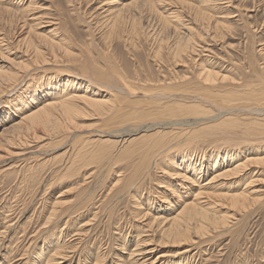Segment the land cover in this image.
Listing matches in <instances>:
<instances>
[{
  "label": "bare ground",
  "instance_id": "bare-ground-1",
  "mask_svg": "<svg viewBox=\"0 0 264 264\" xmlns=\"http://www.w3.org/2000/svg\"><path fill=\"white\" fill-rule=\"evenodd\" d=\"M69 1L71 2L72 6L75 8L76 7V0H69ZM132 1H134V0H132ZM153 1H151V3H150V5L152 4L151 5L152 8L155 7L153 4H155V5L158 4V3H156L157 0L155 3H153ZM208 1H210V0H207V2ZM143 2L149 3L148 0H147V2L146 1H143ZM143 2L141 3L142 7H145L146 5L143 6ZM201 2H202V0H201ZM37 3H39V2H37ZM203 3H205V5H207L206 2L203 1ZM126 4H128V3H126ZM133 4L134 3L132 2V5ZM108 5H109V3H108ZM136 5H139V4H136ZM183 5H185V4H183ZM202 5L205 6L204 4H201V6ZM39 6H40V4H39ZM134 6H135V4L133 5V7ZM190 6H189V8H190ZM102 7L104 8V5H102ZM147 7H148V5H147ZM159 7H160V5H159ZM178 7H179V5H178ZM205 7L201 8V11L202 10L206 11L204 9ZM211 7H213V6H210V8ZM0 8H1V6H0ZM31 8H30V6L27 8H23L21 10L22 16L20 18H18V20H15V23H12L13 26H9L7 28L6 26H2L0 24V54L6 55V58L5 57H4L5 59L3 58L4 60H6L7 56H9L10 54H14L15 57H17L18 59H21L19 61H16L12 58L15 62H12L11 67L9 66L10 67L9 71H5L3 69H2L3 70L2 71L0 68V101H2V102H4L5 100H11L12 101V100H14L13 99L14 96L17 95L16 98L21 97V99L19 100V103L23 106L21 108L22 112L19 115V117L11 120L8 123L9 126H7L5 124L4 125L5 128L3 126V129L2 130L0 129V152H3L5 154V150H9V149H16L18 152H20V149H23L21 147L28 145V144L30 145L31 139H30V142L28 141L30 137H32L35 141H41L44 139L46 140L44 135H46L48 137L50 135V137L52 138L53 136H51V133H54V135L58 134V136L66 135V138H68L67 137L68 134L74 133L76 131L78 132V130L80 131V127L84 125V124L79 125L80 123L78 122V118L85 116L86 120H87V116L90 117V115L94 114L93 117H95V115H97V117H99L102 121V122L100 121L99 126H101V123H103L102 129H100V128H99V130L97 129V131L101 132V133L96 134L97 136L99 135L98 139H95V138H85L84 139V137H82V140L85 142V145L87 144V145H90L92 147V148H88L86 145V147L88 148L87 151H90L93 149L95 152V150H97L96 151L97 156L100 155L101 158H103V159L107 158L108 160H110V163L114 167H111V165L109 164L110 165L109 171L113 170L115 167H117L118 163H122V162L130 163V162H132V160L134 162V165H132V170L130 171L128 168V170L130 171L129 174H125L123 172L118 173V175H117L118 181H117V183L114 184V186L112 188V191H114V192L116 191L115 192L116 194L120 193V192L128 193L130 191L137 192L139 190V188L142 187V186H139L140 183L145 179V177H147L149 175V172L151 169L154 171L153 168L160 169L161 172L164 173L163 175H166V177H170V180L167 179L166 181L165 180L161 181L163 183L164 182L166 183V188L168 189V191H170L169 192L170 194H172V192L174 193L175 189L177 190V188L180 190L182 189L181 191H183V194H190V192H188V190H186V192H184V190H183L184 188H189L187 185H190V190L196 188L195 189L196 191H194L192 193V195L190 196V198L192 197V201L191 200L182 201L181 195L177 194L178 196L176 197V205H179L180 208L173 207L171 210H166V212H171V213H168V214L166 213L165 215L162 214V212H159L158 214H152L151 211H153L154 209L151 206L147 207V208L145 207L146 208L145 209V208H143V206L141 204H136V206H138V207H136V211L133 212L134 213V219L135 220L142 219L141 220L142 222L140 221L139 222L140 224L139 223L136 224L137 225L136 226L137 232H138L137 237H139V238L136 239L135 250L132 253H130L131 254L130 256L133 255V257H134L133 261L131 260V264H157L161 260L167 261V264H168L170 262H175V261L170 259L174 255L178 258V261L183 259L185 264H191L192 260L193 259L195 260L196 254H198L200 252L211 251L214 246L216 249L217 245H215V244L220 242V240L222 238L228 237V236L230 237V240H231L230 245H231V247H233L238 242L240 236L242 235V232L246 229L247 219L248 218L250 219V217H249L250 214L253 213V210L255 211V209H254L255 206L259 205L262 207L264 205V198H262V196L260 195V192H259L261 190H259L260 188L258 189L256 187V185L258 184L257 182H259L260 179L252 180L254 177H257L258 175L263 174V171L260 168L261 164L264 163V156H261V153H262L261 148L258 146H254L253 148H250V149L247 148L248 149L247 151H249V152L247 154L243 155L240 159L239 158L236 159L232 163H231V161H228L229 158H231L230 151L228 153L226 152V150L222 151V152L217 151L216 154L214 156H212L210 160L212 161L215 158V161L217 160V162H216V164H217L223 159V165L222 164L219 165L221 168L220 172L215 173L210 178H203V176H205L208 173V168L211 166V162L206 163L205 165H204V162L203 163H197L199 160V157L197 156V153H195L194 150L193 151L189 150L190 153L188 155L187 154L182 155V161L181 162H176L175 161V153H176V148H177L176 145H178V146L184 145V146L189 147L190 144H194L196 139L199 138V136L201 135L200 134L201 131L206 130L204 128H202L203 130H201V129L196 130L194 128L195 131H191L193 128L189 130V127L194 125V123H196L198 121L197 119L200 116H202L203 114H206V115L208 113L211 114L210 111L207 110V108H206L207 106L205 107V105H204V104H207V105L209 104L210 106H214V108L216 107V110H218L217 111L218 114L216 115V112H215L214 116H211L212 115L211 114L210 117L206 118L209 122L216 121L213 124L206 125L207 128L220 127L218 130L213 131V132H221L222 135L225 136V135L231 133L230 131L237 125V123L239 124V122H241L240 118L233 116L234 112H236V110L241 111L243 113L247 112V114H248L247 120L250 123L248 124V126L246 128V132L248 134L249 133L255 134V137L258 140V142H260L262 144V146H264V76L258 75V78L256 80L252 79L253 81L252 80L248 81V82H246V84H243V85L241 83H239L238 81H236V82L233 81V82H230L226 85V84H223V82H227V79H228L226 74L224 75V73H223V75L220 74L221 76H219V74H218L219 72H215L214 70L208 68L207 66H205L201 63V64H198L197 66L193 64L194 66H196V68H193L192 70H190L191 67H190V69L188 68L189 65L187 66V69H189V71H187V69H186V71L189 72L191 75L187 74L185 76L179 77L180 74L182 75V73H184V72L181 73V71H180V74H178L179 72L177 73L178 76L171 77L174 81H178V82H173V80L169 77L170 78L169 81H167V79L164 80V82H165L164 85H161L162 83H160L162 78H159V80L161 79L160 81L158 80L159 82L158 81L155 82L156 85L148 83V81L146 82L144 79H140L142 81L138 80L142 83L137 85L135 83V80H137L138 78L136 79V75L134 77L135 73L130 74L131 76L133 75L132 80H133V78H135L133 80L134 83L136 84L135 85L132 83L131 80L130 81L128 80L129 78L125 77V73H126L125 71L126 70L123 71V69H121L120 67H117L113 63L105 64L106 66H104V67L99 66L100 65L99 63H98L99 65H98L97 63L94 62V60H96V59L93 60L88 56L90 54L89 52H87L89 54H86V53L84 54V51L82 50L83 52L81 51L80 54H84L86 56V58L81 60V62L77 63V61H78L77 58L80 55L77 52V49L79 50V48L76 49L75 43H73V41L70 40L65 35H61V34L58 35V33H59L58 32V25L60 22L59 17L53 16V15H48L46 12H43L41 10L35 11V9H34L35 7L32 9ZM125 8H126V5H125ZM130 8H132V7H130V5H129L128 9H130ZM36 9H37V7H36ZM115 9H117V8H115ZM141 9H139V7H138V10H141ZM43 10H44V8H43ZM179 10H181V8L178 9L177 11L173 10L168 15H165L163 10H162L161 13H163V15L161 17L163 20L161 19L162 20L161 22L162 23L164 22L165 24L169 25L172 23V21L175 22V21L179 20V18L181 16V15H179V13H180ZM211 10H213V8H211ZM201 11L200 10L198 11L199 14L201 15L199 17V19L208 17L206 15V13L201 12ZM106 12H108V10ZM116 12H115V14H116ZM123 12H118V13L120 14ZM9 13L12 16H16L14 11L13 12L10 11ZM143 13H144V11H143ZM143 13H142V15H144ZM191 13H193V12H191ZM106 14H108V13H106ZM115 14H113L115 17L113 19H111L112 15L109 16V18L111 17L110 18L111 19V21H110L111 26L109 24V27H107V28H110L112 33L116 32L118 30L117 32L119 34V31L121 30L120 28H122L121 25H123V24H121L119 22V18H120V16L118 17L119 14H116L117 16H115ZM133 14H136V13L133 12ZM139 14H140V12H139ZM152 14H155V13L152 12ZM156 14L153 15V17L157 16ZM217 14L218 13L216 12V15ZM126 15L125 16L123 15V16L126 17ZM128 15L132 16V14H128ZM194 15H195V12H194ZM91 16H93V15H91ZM97 16L100 17L99 13ZM107 16L108 15H106V17ZM131 16H129V17H131ZM159 16H160V14H158V17ZM6 17H7V15H6ZM86 17H87V15H86ZM121 17H122V15H121ZM124 17L122 19H125ZM212 17H214V16L212 15ZM4 18H3V24H4V20L8 19V18H5V19ZM136 18H135V20H137ZM196 18H198V17L196 16ZM0 19H2V18H0ZM11 19L12 18L9 17L8 22H9V20L11 21ZM219 19H220V17H219ZM12 20L14 22V18ZM125 20L130 21L128 19V16L126 17ZM133 20H134V18H133ZM138 20H140V19H138ZM181 20H183V19H181ZM194 20H196V19H194ZM215 20L218 21V19H215ZM89 21L86 20V22H89ZM92 21H94V20L92 19ZM102 21H104V20H102ZM220 21H223V20H220ZM220 21H218V24ZM99 22H100V19H99ZM124 22H126V21H124ZM140 22L142 23V21H140ZM178 22H180V21H178ZM197 22L199 23L200 20H197ZM134 23H136V22H134ZM134 23L132 22V24H134ZM106 24H108V23H106ZM142 24L144 25V23H142ZM185 24H186V26H188L187 23H185ZM209 24H210V20H209ZM87 25H89V24H87ZM97 25L95 27H97ZM102 25H103V23L100 26H102ZM119 25H120V27H119ZM125 25H127V24H125ZM128 25H129V23H128ZM135 25L136 24H134V26ZM216 25H215V27H216ZM7 26H8V24H7ZM104 26H106V25H104ZM130 26H132V25H130ZM92 27H93V25H92ZM118 27L120 30L118 29ZM123 27H125V26L123 25ZM176 27H177V25H176ZM107 28H105V29H107ZM192 28L188 27V29H192ZM85 29L86 28H84V30ZM105 29H104V31H105ZM122 29H123L122 32L123 31L125 32L126 27H125V29L124 28H122ZM131 29H132V27H131ZM147 29L149 30V27ZM207 29H209V28H207ZM100 30L101 29H99V31ZM132 30L134 32L135 27ZM132 30H131V32H132ZM142 30H144V29L142 28ZM176 30H175V32H176ZM122 32L120 31L121 34H122ZM182 32H184V31H182ZM87 33H88V30H87ZM105 33H106V31H105ZM112 33L110 32V34H108V33L107 34H108V36L109 35L111 36ZM126 33H128L127 30H126L125 34ZM137 33H139V35L141 37L140 32L137 31ZM116 34L117 33H115V34L113 33L114 36ZM121 34H119V35H121ZM189 34H190L189 39H185V40L182 39L178 43V45L177 44L175 45V47H174L175 53L173 51H171V54H174V56L177 57L175 59H178L179 61H183V63H186V64H187V62L184 59L185 57H188L187 60L193 61V63H195L197 60L193 56V54L195 52H197L196 46L198 44L196 46H195L196 43L194 45H192V41L196 40L195 39L196 36L192 30H189ZM189 34H188V36H189ZM198 34L200 35L201 33H198ZM93 35H95V34H92V36ZM113 35H112V37H113ZM123 35H124V33L122 34V36ZM161 35H162V33H161ZM161 35L159 34V36H161ZM90 36L91 35L89 33V37ZM103 36H104V34H103ZM110 36L108 38H110ZM133 36L134 35H132V39H133ZM203 36L204 35L202 34V37ZM223 36H224V34H223ZM223 36H221V37H223ZM130 37H131V35H130ZM150 37H151V35H150ZM150 37L148 36V38H150ZM170 37H171V35H170ZM99 38H100V35H99ZM163 38H165V37L163 36L161 38L162 41H163ZM104 39H105V37H104ZM118 39H119V36H118ZM159 39H160V37H159ZM161 39H160V42H161ZM166 39L168 40V38H166ZM166 39H164V40H166ZM102 40H103V38H102ZM147 40L144 39L143 41L145 42ZM88 41H89V39H88ZM105 41H106V39H105ZM109 42L112 43V39L111 40L109 39ZM117 42H119V41H117ZM125 42H127V40H125ZM133 42H135V41H133ZM136 42L134 43L135 45L137 44ZM138 42H140V41H138ZM196 42H197V40H196ZM103 43H106V42H103ZM197 43H199V42H197ZM77 44L79 47V44H80L79 41ZM158 44H157V46L161 47V45H158ZM160 44H163V43H160ZM115 45H116V43H115ZM123 45H125V44H123ZM135 45L133 46V43H132L133 47H135ZM141 45L142 44H140V46ZM83 46L85 47V44ZM104 46H107V45H104ZM108 46H109V44H108ZM119 46H120V44H119ZM129 46H131V45H128V47ZM112 47H114V46H112ZM112 47H109V48H112ZM125 47L126 46H123V48H125ZM133 47H132L131 51L134 49ZM163 47H161V48H163ZM135 49H137V47H135ZM91 50H92V47H91ZM128 50H130V49H128ZM140 50H139V45H138L137 51H139V52L137 53V56L139 55V53H141L142 50L141 51ZM156 50H154V52ZM172 50H173V48H172ZM201 50L198 49V52ZM137 51H135V52H137ZM158 52H159V50H158ZM115 53H116V51H115ZM160 53H161V50H160ZM112 54H114L113 51H112ZM130 54H132V53H130ZM168 54H169V52H168ZM135 55H136V53H135ZM199 55H200V52H199ZM121 56H122V54H121ZM155 56L156 55L154 53L153 58H155ZM114 57H115V55H114ZM131 57H133V56H131ZM9 58H10V56L8 57V59ZM117 59H118V56H117ZM126 59H127V57L124 60L126 61ZM159 59L162 60L163 58L160 57ZM164 59L167 60V58H164ZM231 59H232V57H231ZM149 60H150V64H152L153 62H151V60H153V59H149ZM149 60H147V61H149ZM9 61L11 62V58ZM169 62L171 63V61H169ZM213 62H214V60H213ZM142 63L140 62V64H142ZM157 63L159 64L158 61H157ZM162 63H164V61H162ZM206 63H207V61H206ZM239 63H241V62H239ZM73 64H75V65L73 66ZM150 64L148 65V63H147L148 66H150ZM186 64L184 65L185 67H186ZM189 64H191V62ZM147 65L144 67L147 68ZM165 65L167 66L168 62H166ZM170 65H171L170 67H172V64H170ZM230 65H231V63H230ZM232 65H233V63H232ZM127 66L129 67V65H127ZM175 66H176V64H175ZM175 66H174V70H175ZM230 67H232V66H230ZM151 68L153 69V66H151ZM151 68H149V70ZM156 68H158V70H159L158 66L155 67V69ZM163 68H165V67H163ZM179 68H181V67H179ZM260 68H262V66ZM143 69H145V68H143ZM172 69H173V67H172ZM51 70H54V74L50 75V77H49L48 73L51 72ZM165 70L167 71V68H165ZM251 70H254V69H251ZM57 71H58V73L59 72L64 73V75L68 77V79L66 78L65 82L62 83L65 87L60 91L61 93H57L58 91L53 92V90H52V89L59 90L58 84H61V83H56V84H52V85L40 84L42 82H45L47 79L53 80L52 78H58V77H56L57 73H55ZM133 71H134V69H133ZM136 71H138V69ZM146 71H148V68L146 69ZM156 71H153V72H156ZM177 71H178V69H177ZM258 71H262V70L260 69ZM129 72H130V70H129ZM139 72H137V74L141 78L142 75L140 76ZM175 72H174V74H175ZM187 72H185L184 74H186ZM40 73H45L44 81H42V82L40 81V82L36 83V81H37L36 80L33 82L34 79H31V78H34L33 76L40 74ZM128 73H127V75H128ZM140 73H142V72H140ZM154 74H156V73H154ZM167 74L169 75V72ZM130 75H129V77H130ZM146 75H147V73H146ZM149 76H150V74H149ZM142 78H143V76H142ZM148 78L149 79L151 78V80H150L151 82L154 79L152 77H148V75H147V80H148ZM156 79H158V78H156ZM29 80H30V82H29ZM143 82H145V83H143ZM74 83L76 86L69 88V86L71 84L73 85ZM157 83H160V84L157 85ZM51 86H53V87H51ZM30 87H33V89H34L33 94L34 95L36 92L35 90H37L39 88L42 89V87H44L43 91H44L45 95H43V97H45V98H43V100L36 101L37 104L35 103V105H33L32 107H24L27 103L26 100L29 99V101L32 102V99L30 98V96L28 99H27V95H26V98L22 97V95L25 92L30 90ZM137 90L143 91V96H139V97H143V99L137 98V96H136ZM34 95H31V96H34ZM208 109H209V107H208ZM192 116L197 117V119L195 118L194 121L188 119L189 117H192ZM149 118L156 119V120H158V118H163L164 120H165V118H169V122L166 121L167 125L168 124L176 125V127L178 125H180V126L188 125V127L185 129L182 128L180 131H178V130L173 131V129H172V132H165L164 130H158V128L162 127V125H161V123H156V120L153 121L151 119V122L149 124L143 123L144 121L141 123L142 120L146 121V119H147L146 122H148ZM243 118H245V117H243ZM83 119H84V117H83ZM94 119L96 120V118H94ZM201 120H203V119H201ZM158 121H161V120H158ZM92 122H91V124L94 127L95 124ZM82 123H84V122H82ZM97 124H99V123H96V127L98 128ZM207 124H209V123H207ZM87 125H88V123H87ZM89 126H90V124H89ZM199 126H200V124H199ZM86 127H85V130H86ZM96 127H95V129H96ZM91 128L92 127H90V128L88 127V129H91ZM154 128H157L158 131H156L154 133H150V134L145 133L143 135H140V136H137L134 138L123 139L125 136L130 135V133L138 132V130H144V131L148 132ZM83 129H81V131ZM238 130H240V129H238ZM102 133H105V134H102ZM202 134H203V132H202ZM243 134H244V132H243ZM86 135H88V134H86ZM229 135L227 138L229 139V141L232 140V141H230V143L234 142V144H235L236 141H234V140H237V139H234L233 135H232L233 139H232L231 135H230L231 136L230 137L231 139H230ZM105 136L123 137V138L120 141L115 140V142L114 141L112 142V140H110L108 138L105 140H102L101 137H105ZM73 137H75V136H73ZM42 138H44V139H42ZM57 138L58 137H56L55 139H57ZM63 138H65V137H63ZM201 138H202V135H201ZM225 138H221V139H225ZM253 138H254V135H253ZM71 139H73V138H71ZM213 139H215V137ZM217 139L221 140L220 138H217ZM228 139H226V141ZM64 140H62V142ZM199 141H202V140H199ZM223 141H225V140H223ZM254 141H256V140H254ZM55 142L56 143L58 142V144L62 143L60 141V138L58 140H56ZM120 142L123 143V146H122L123 148L121 147V149H119L117 152L116 151L114 152L113 150H115V147H117V144L120 145ZM56 143H54V145ZM196 143H198V142H196ZM47 144H49V143H47ZM58 144H56V147L58 146ZM227 144H229V143H227ZM72 145L74 146L75 143H72ZM83 145H84V143H83ZM198 145H200V142L198 143ZM42 146L44 147V144L41 145V147ZM47 146H49V148H50V145H47ZM38 147L39 148H37V149L41 150V147L39 145H38ZM45 147H44V149H45ZM81 147H80V151H82ZM46 148H48V147H46ZM77 148H79V146ZM75 149H76V146H75ZM1 150H3V151H1ZM16 150H10L12 156L14 154H16L15 153ZM185 152L188 153V150ZM4 154H0V157H3ZM83 154H84V152H83ZM75 156H77V154L74 155V157ZM92 158H93V155L91 156V159ZM94 158L97 159L98 157H94ZM164 160H167V162L165 163V166H167L166 164L170 162V166L168 164L167 169L165 167L160 166V164L163 163ZM226 160H227V162H225ZM82 161L84 163L88 162L86 157L83 158ZM21 162H23V161H21ZM76 162H77V160H76ZM76 162L74 164L75 168H76L75 165L78 164ZM78 162L80 163L81 161L78 160ZM100 162H101V159H100ZM104 162H105V159H104ZM104 162H102L101 164L102 165L105 164ZM24 163H26V162H24ZM97 164L99 165L98 162H97ZM79 165L82 166L83 163L79 164ZM66 168H67V166H66ZM82 168H83V166H82ZM78 170H77V172H78ZM72 173H73V171H72ZM115 176H116V173H115ZM151 176H153V175H151ZM201 179H203L202 182H200ZM244 181H248V183H245L244 188L241 190L240 184L243 183ZM157 182H158V180H157ZM213 185L215 186L214 188L216 190H211V188H213L212 187ZM144 187H145V185H144ZM83 193H85V192H83ZM164 193H165V190H164ZM148 195H150V194L148 193ZM159 196L162 199L161 202H163L164 205L165 204H167L168 206L170 205L169 204L170 199L166 200L164 198V195H159ZM148 199H149V197H148ZM163 199H165V200H163ZM72 201H74V200H72ZM74 207H75V205L70 206L61 200H57L53 204V206L50 209L48 216H46L44 224L48 226V230L46 232L48 233L51 231L52 236L56 237L55 242H49L51 244L53 243L55 246L48 245L47 250L49 248L50 251H48V252L46 251L47 253H44L45 252V245H41L40 249L38 251H36L37 253L35 252V254L37 255V257H35V258L36 259L38 258V261L36 259H34V261L41 262L42 264H61L62 260L66 261V262H67V260L68 261L72 260L73 257H75L76 253H78V251H79L80 252L79 253L80 257L78 260V264H79V262L81 261V256H82L83 250L85 248L84 246H81V245L84 244V243H82V242H85V241H83V239L86 240V237H84V236H87L86 234L89 232V230L91 228V227H88V226H91L88 224L90 222H93L94 220L96 221L98 216H97V213L94 214L93 218L88 219V221L86 223H84V224H82L76 228V226L78 225V223L76 224V217L80 214V209L77 207L75 209H73ZM74 213L75 214L77 213L78 215L72 216ZM239 215H241L243 217L239 218ZM254 215H252V216L254 217ZM109 216H110V214H109ZM111 216H112V214H111ZM9 221H12V220H9ZM61 221L64 224L62 226V228H61V224H62ZM5 222H7V221H5ZM59 222L61 224H58ZM141 223H142V225H141ZM70 225H73L76 228V229H74L75 233L74 232H70V233H74L73 236H78L77 240H79V241H78V245L71 247L72 248V249H70L71 251L70 250L66 251L67 249L65 250L63 247L65 242H63V244H62L60 242V239L61 240L64 239V238L62 239L63 234H64L63 232H64V230L69 231ZM133 225H135V224H133ZM10 226H11L10 224L8 225V223H6L5 227H4V231H0V246L2 244V241L4 240L3 236L5 235V230L8 231ZM19 228H21V227H19ZM22 230H21V232H22ZM38 231L36 233H38ZM145 232H147L146 233L147 235H145ZM25 233H27V231ZM142 233L144 236L140 237V235ZM67 235H69V233ZM121 235L123 236V234H121ZM255 235H256V233H255ZM47 237H48V235L46 237H44V242H45ZM25 238L27 239V237H25ZM123 238H125V237H123ZM250 238L251 237H249L247 239V243L249 244L248 246H250V243L252 242V241H250L251 240ZM29 240H30L28 242L29 247H32L34 245V243H36V242L34 241V239H32V237ZM217 240H219V241H217ZM123 241L125 243L126 238ZM214 241H217V242L214 243ZM213 243H214V245H213ZM230 245H228V246L230 247ZM151 246H153V247H151ZM159 246H163V247L174 246V247H177V251L174 252L172 250L174 253H171V251L166 250L164 253L161 252V254H159L158 256L156 255L157 256L156 258H152L151 255H153V253L156 252V250H158ZM184 246H186V247L184 248ZM194 250H196L195 253H193ZM223 251H224V248H220V250L218 252L222 254ZM243 251L241 250L238 254L242 255V258H243L245 264H258V263H255L254 260H252V261L249 260L250 256L248 257V254L244 253ZM249 251H250V248H248L247 252H249ZM69 252L70 253L72 252V253L70 254ZM46 254H47V256H46ZM255 256H256V253H255ZM262 256H264V255H262ZM101 257H102V255H97L96 259L101 260ZM219 257H220V255H219ZM58 259H62V260H58ZM207 260L208 259H206V261ZM256 260H257V258H256ZM67 264H70V263H67ZM223 264H226V260Z\"/></svg>",
  "mask_w": 264,
  "mask_h": 264
},
{
  "label": "rangeland",
  "instance_id": "rangeland-1",
  "mask_svg": "<svg viewBox=\"0 0 264 264\" xmlns=\"http://www.w3.org/2000/svg\"><path fill=\"white\" fill-rule=\"evenodd\" d=\"M143 1L147 2V0H139V1L138 0H134V1H132V0H76V7L74 8L69 0H0V6H1V8H0V10H1L0 16L1 17L0 18H2V19H0L1 20L0 24L2 26H6L7 28L9 26H13L12 23H15V20H18V18H20L22 16L21 10L23 8H27L29 6H30V8L35 7L34 8L35 11L41 10L43 12H46L48 15L57 16L60 19L59 20L60 22L58 25V32H59L58 35L59 34L65 35L70 40H72L76 46V47L75 46L74 47L76 49L79 48V50L77 49L78 54H80V52L82 50L84 51V54L90 53L88 56L93 60L96 59V60H94V62L97 64L99 63L100 64V65L98 64L99 66L104 67V66H106L105 64L113 63L117 67H120L121 69H123V71L126 70L125 71L126 72L125 77L129 78L128 79L129 81L131 80L133 84L136 83L137 85L142 83V82H140V81H142L140 79H144L146 82L148 81V83L156 85L155 82H157L159 80V78H162V80L160 79L162 82L160 80L159 81H160V83H162L161 85H164V83H165L164 80L167 79V81H169V79L171 77L178 76V74H180V71H181V73L182 72L185 73V72L189 71L190 67H191L190 70H192L193 68H196V66L198 64H201V63L203 65L207 66L208 68L214 70L215 72H219L218 73L219 76H221L220 74L223 75V73H224V75L226 74L227 78H228L227 82H223V84H226V85L230 82H233V81L234 82L238 81L239 83H241L243 85V84H246V82L251 81L252 79L256 80L258 78V75L264 76V70H263L264 69V67H263L264 66V0H210L208 2H207V0L206 1L202 0V2H201V0H163V1L157 0V2H156V0H154V1L151 0V1H153V3H155V2L158 3L156 5L153 4L155 6V7L153 6L154 8L151 7L152 4L150 5V3H151L150 0H148L149 3L148 2L145 3ZM203 1L206 2L207 5H205V3H203ZM37 2H39V3H37ZM132 2L135 4V6H134L135 8L133 7L134 4L132 5ZM142 2H143V6L146 5L145 7H142V4H141ZM108 3H109V5H108ZM126 3H128V4H126ZM39 4H40V6H39ZM136 4H139V5H136ZM183 4H185V5H183ZM201 4H204L206 7L203 5L201 6ZM102 5H104V8L102 7ZM125 5H126V8H125ZM129 5L132 8L128 9ZM147 5H148V7H147ZM159 5H160V7H159ZM178 5H179V7H178ZM189 6H190V8H189ZM210 6H213V7H211V8H213V10H211ZM36 7H37V9H36ZM42 7L44 8V10ZM138 7H139V9H141V8L142 9L138 10ZM203 7H205L204 9L206 11H204V10L201 11V8H203ZM115 8H117V9H115ZM180 8H181V10H179L180 11L179 15H181V16H180L179 20H177L175 22L172 21V23L169 25L165 24L164 22L163 23L161 22L163 20L161 17L163 15V13H161L162 10H163L165 15H168L173 10L177 11ZM107 10H108V12H106ZM199 10L201 12L206 13V15L208 17L199 19V17L201 16L198 12ZM10 11H12V12L14 11L16 16L10 15V13H9ZM143 11H144V13H143ZM190 11L193 13H191ZM115 12H116V14H119L118 12H123V13H120L118 15V17L120 16L119 22L121 24H123L126 27V29H125V27H123V25H121L120 23L119 24L121 25L122 28L125 29V32L127 30V32L129 34L128 33L125 34L124 31L122 32L123 29L122 28H120L121 30L119 29L120 25H119L118 29L122 32V34L124 33L123 36L120 33V31H119V34H121V35L118 34V32H117L118 30L116 32H113L114 34L115 33L118 34V35L116 34L117 36L116 35L114 36L112 31L110 30V28H107V27H109V24L111 23L110 22L111 19L115 18L113 15V14H115ZM133 12L136 14H133ZM139 12H140V14H139ZM152 12L155 14L157 13L156 14L157 16L153 17V15H155V14H152ZM194 12H195V15L197 14L196 16L198 18H196V16L194 15ZM216 12L218 13L217 15H216ZM98 13H99L100 17L97 16ZM106 13H108V14H106ZM142 13L144 15H142ZM85 14L87 15V17ZM116 14H115V16H117ZM128 14H132V16L128 15ZM158 14H160L159 17H158ZM6 15H7V17H6ZM91 15H93V16H91ZM106 15H108L107 16L108 18L106 17ZM121 15H122V17H121ZM123 15L124 16L126 15V17L128 16V19L130 21L125 20L126 17H124ZM212 15L214 17H212ZM109 16H111L112 18L110 17L111 18L110 19ZM129 16H131V17H129ZM4 17L8 18V19H9V17L12 19L14 18V22L12 19H11V21L9 20V22H8V19H5ZM123 17L125 19H122ZM219 17H220V19H219ZM3 18L6 20V21L4 20L5 25L3 24ZM91 18L94 21H92ZM98 18L100 19L101 23L99 22ZM133 18H134V20H135V18L137 20L134 21ZM138 19H140V20H138ZM181 19H183V20H181ZM194 19H196V20H194ZM215 19H218V21H220V20H223V21H220L219 22L220 25H219L218 21ZM86 20L87 21L90 20V21L86 22ZM102 20H104V21H102ZM197 20H200L201 23L200 22L198 23ZM209 20H210V24H209ZM124 21H126V22H124ZM140 21H142V23H144V25ZM178 21H180V22H178ZM132 22L133 23L136 22L134 24H136L137 26L136 25L134 26V24H132ZM102 23H103V25L100 26ZM106 23H108V24H106ZM128 23H129V25H128ZM185 23H187L188 26H186ZM7 24H8V26H7ZM87 24H89V25H87ZM125 24H127V25H125ZM92 25L94 28L92 27ZM96 25H97V27H95ZM104 25H106V26H104ZM130 25H132V26H130ZM176 25H177V27H176ZM215 25L217 28L215 27ZM110 26H111V24H110ZM104 27L107 29H105ZM131 27H132V29L135 27L134 32L131 29ZM141 27L145 31L142 30ZM148 27H149V30L147 29ZM188 27L189 28L193 27V28L188 29ZM84 28H86V29L84 30ZM207 28H209V29H207ZM99 29H101V30L99 31ZM104 29H105L106 33H105ZM87 30H88V33H87ZM131 30H132V32H131ZM175 30H176V32H175ZM189 30L193 31V33L196 36L195 39L199 43H197L195 39H194L195 41H192V45H194L196 43L195 44V46H196L198 44L197 45L198 47L196 46L197 52H195L193 54V56L197 59L196 62L193 63V61L187 60L188 57H185L184 59L187 62V64H186V63H183V61H179L178 59H175L177 57H175L174 54H171V51H173L175 53V50H174L175 45L176 44L178 45V43L182 39L185 40V39L190 38ZM137 31L140 32L141 37H140L139 33H137ZM182 31H184V32H182ZM110 32L112 34H111V36L109 35L110 38H108L109 37L108 34H110ZM197 32L201 33V34L199 35ZM89 33L91 35L90 37H89ZM161 33H162V35H161ZM187 33L189 34V36ZM92 34H95L96 36L95 35L92 36ZM103 34H104V36H103ZM159 34L161 36H159ZM202 34L204 35L203 36L204 38L202 37ZM223 34H224V36H223ZM99 35H100V38H99ZM112 35H113V37H112ZM130 35H131V37H130ZM132 35H134L133 39H132ZM150 35H151V37H150ZM170 35H171V37H170ZM118 36H119V39H118ZM148 36L150 38H148ZM163 36L165 38H163V41H162L161 38ZM221 36H223V37H221ZM101 37L103 38V40ZM104 37H105L106 41H105ZM159 37L161 39V42H160ZM166 38H168V40ZM88 39H89V41H88ZM109 39L110 40L112 39V43L114 45L111 42H109ZM144 39L145 40L148 39V40L144 42L143 41ZM164 39H166V40H164ZM125 40H127V42H125ZM78 41L80 43L79 47L77 44ZM117 41H119V42H117ZM133 41H135V42L137 41L136 42L137 44L135 45L134 44L135 42H133ZM138 41H140V42H138ZM167 41L168 42L170 41V42L168 43ZM88 42L89 43L91 42V43L89 44ZM103 42H106V43H103ZM159 42L163 43V44H160ZM115 43H116V45H115ZM132 43H133V46L135 45V47H137V49H135V47L132 46ZM84 44H85V47L83 46ZM108 44H109V46H108ZM119 44H120V46H119ZM123 44H125V45H123ZM140 44H142V45L140 46ZM157 44L161 45V47H163V46L164 47L161 48L160 46H157ZM104 45H107V46H104ZM128 45H131V46L128 47ZM138 45H139V50L141 49L142 51L140 50L141 53H139V55L137 56V53L139 52V51H137ZM90 46L92 47V50H91ZM112 46H114V47H112ZM123 46H126L127 48L126 47L123 48ZM109 47H112V48H109ZM132 47L134 48L133 49L134 51L132 50L133 52L131 51ZM171 47L173 48V50ZM128 49H130V50H128ZM198 49L199 50L202 49L201 51H199L200 55H199ZM154 50H156V51L154 52ZM158 50H159V52H158ZM160 50H161V53H160ZM112 51L114 54H112ZM115 51H116V53H115ZM135 51H137V52H135ZM152 51L155 53V55L157 57L155 56V58H153L154 53ZM87 52H89V53H87ZM168 52H169V54H168ZM130 53H132V54H130ZM135 53H136V55H135ZM84 54H80L78 56L77 63L81 62V60L86 58V56ZM121 54L123 57L121 56ZM1 55L2 54H0V68H1V70L3 69L5 71H9L10 67L12 66V62H15L14 60H16V61L21 60V59H18L17 57H15L14 54H10V55L8 54L11 58V62H10L9 61L10 58L8 59L9 56H7V59L4 60L6 58V55H2L3 57ZM114 55H115V57H114ZM158 55L163 59L160 60L159 59L160 57ZM117 56H118V59H117ZM131 56H133V57L135 56V57L133 58ZM126 57H127V59L125 61L124 59ZM231 57H232V59H231ZM148 58L153 59V60H151V62H153L152 64H150V60ZM164 58H167V60H165ZM147 60H149V61H147ZM168 60L171 61V63ZM213 60H214V62H213ZM157 61L159 62V64L157 63ZM162 61H164V63H162ZM165 61L168 62L169 66L165 65L166 64ZM206 61H207V63H206ZM238 61L241 63H239ZM140 62L141 63L143 62L144 64L142 63L143 64L142 65V64H140ZM190 62H191V64H189ZM147 63H148V65L150 64V66H148ZM174 63L176 64V66ZM230 63H231V65H230ZM232 63H233V65H232ZM170 64H172L173 69H172V67H170L171 66ZM185 64H186V67L184 66ZM193 64L196 66H194ZM74 65L75 64H73V66ZM127 65H129V67ZM146 65H147L149 72L146 71L147 68L144 67ZM151 66H153V69L151 68ZM157 66L159 67V70H158V68L155 69V67H157ZM162 66L167 68V71ZM174 66H175V70H174ZM187 66L189 69H187ZM230 66H232V67H230ZM261 66H262V68H260ZM179 67H181V68H179ZM136 68L138 69V71H136L137 70ZM143 68H145V69H143ZM149 68H151V69L149 70ZM133 69H134V71H133ZM177 69H178V71H177ZM186 69H187V71H186ZM251 69H254V70H251ZM260 69L262 71H258ZM129 70H130V72H129ZM152 70L153 71L157 70V71L153 72ZM139 71L142 73H140ZM173 71L174 72L176 71L175 74ZM137 72H139V75L140 76L142 75L143 78H142V76L140 78L138 76ZM166 72L167 73L169 72V75ZM55 73H57L56 77H58V78H52L53 80L47 79L45 82H42V81H44L45 73L37 74V75L33 76L34 78H31V79H34L33 82L37 80L36 83L41 81L42 83H40V84H47V85L61 83V84H58L59 90L51 88L53 90V92L58 91L57 93H61L60 91L65 87L62 83L65 82L66 78L68 79V77L65 76L64 73H61V72L58 73V71ZM127 73H128V75H127ZM146 73H147L148 77L154 78L152 82L150 81L151 78L150 79L148 78V80H147ZM148 73L150 74V76ZM154 73H156V74H154ZM184 73H182V75L180 74L179 77L185 76L187 74L191 75L189 72H187L186 74H184ZM52 74H54V70H51V72L48 73V76L50 77V75H52ZM130 74H134V77L136 75V79L138 78L137 80H135V83L133 81L135 78H133V80H132L133 75L131 76ZM129 75H130V77H129ZM156 78H158V79H156ZM138 80H140V81H138ZM29 82H30V80H29ZM173 82H178V81L173 80ZM143 83H145V82H143ZM160 83H157V85H159ZM75 86L76 85L74 83L73 85L71 84L69 86V88L75 87ZM51 87H53V86H51ZM43 88L44 87H42V89L36 88L37 90H35L36 92L34 95L33 94L34 89H33V87H30V90L25 92L22 95V97L26 98V95H27V99H28L30 96V98L32 99V102H30L29 99L26 100L27 103L24 107H32L33 105H35L36 101L43 100V98H45V97H43V95H45ZM31 95H34V96H31ZM136 96H137V98L143 99V97H139V96H143V91L137 90ZM16 97H17V95L14 96V98H13L14 100H12V101L11 100H5L4 102L0 101V126H1L0 129L1 130L3 129V126L5 124L7 126H9L8 123L11 120L19 117V115L22 112L21 108L23 106L19 103V100L21 99V97L20 98H16ZM204 105H205V107L207 106L206 107L207 110H209L212 115L208 113L207 115L203 114L198 119H197V117H194V116L189 117L188 119L194 121L196 118L198 120L196 123H194V125L189 127V130L192 128L193 129L191 131H195V129L196 130H198V129L203 130L202 128H204L206 130L201 131L200 134L202 135V138L200 135L199 138L196 139L194 144H190V146H189L190 148L187 146H184V145H180V146L176 145V147H177L176 153H175V161L176 162H181L182 161V155H186V154L188 155L191 150L192 151L194 150L195 153H197V156L199 157V160L197 163H203L204 162V165H205L206 163L211 162V166L208 168V173L205 176H203V178H210L215 173L220 172L221 168L219 165L220 164L223 165V159L217 164H216L217 160L215 161V158L212 161L210 160L211 157L214 156L217 151L222 152V151L226 150L227 153L230 151L231 158H229L228 161H231V163L234 162L238 158L240 159L243 155L247 154L249 152L247 150L250 148H253L254 146L260 147L261 152H262L261 156H264V146H262V144L260 142H258V140L255 137V134H252V133L248 134L246 132V128H247L248 124L250 123L247 120V118H248L247 112L243 113V112L237 111V110H236V112H234L233 116L240 118V121H241V122H239V124L237 123V125L235 126L236 128L234 127L235 129L233 128L230 131L231 133H229L231 136L232 135L234 136V139H237V140H234V141H236V143L234 144V142L230 143V141H232V140L229 141V139L227 138L229 134L224 136V135H222L221 132H213V131L218 130L220 127H215V128H207L206 127V125H210V124H213L214 122H216V121L209 122L206 118L210 117V115L214 116L215 112L217 115L218 110H216V107L214 108V106H210L209 104L208 105L204 104ZM208 107H209V109H208ZM93 116H94V114L90 115V117L87 116V120H86L85 116H83L84 119H83V117L78 118V122L80 123L79 125L84 124L83 125L84 127L83 126L80 127V131H81V129H83V128L84 129L81 132L78 130V132L76 131L74 133L68 134V136H67L68 138H66V135L58 136V134H55L56 135L55 136L54 133H51V136H53L52 138L50 137V135H49V137L44 135L46 140L44 138H42L44 140H41V141H35L32 137H30L28 141L30 142V139H31L32 143L30 142V145L28 144V145L21 147L23 149H20V152H18L16 149L5 150V154L3 152H0V154L5 155V156L3 155V157H0V210H1L0 211V231H4V227H5L6 223H8V225L9 224L11 225L8 231L5 230V235L4 236L2 235L4 237L3 238L4 240L2 241V244L0 246V264H24V263L25 264H35V263L36 264H39V263L42 264L41 262H37L38 258L37 259L35 258V257H37L35 252L40 249L41 245H45V252L44 253H47L48 251H50L49 248L47 250L48 245L55 246L53 243L51 244L49 242H55L56 237L52 236L51 231H50L51 233L46 232L48 230V226L45 225L44 223H45L46 216H48V214L50 212L51 207L53 206V204L57 200H61L70 206L75 205V207L73 209H75L76 207L80 209L79 215L77 213L76 214L74 213L72 215V216L78 215L76 217V224L78 223L76 228L78 226L86 223L88 221V219L93 218L94 214L97 213L98 218L96 219V221L94 220L93 222H90L88 224V225H91V226H88L91 228H90L89 232L86 234L87 236H84V237H86V240L83 239V241H85V242H82L84 244L81 246H84L85 248L83 250V253L81 256V261L79 262V264H85V263L86 264H101V263L102 264H127V263L131 264V260L133 261L134 257H133V255L130 256L131 255L130 253H132L135 250L136 239L139 238V237H137L138 232H137V227H136L137 225L136 224H138L142 220V219H137V220L134 219V213L133 212L136 211V207H138V206H136V204H141L143 206V208H145V207L147 208V207L151 206L154 209L153 211H151L152 214H158L159 212H162V214L165 215L166 213L167 214L171 213V212H166V210H171L173 207L180 208L179 205H176V197L178 196L177 194L181 195L182 201H185V200H191L192 201V197L190 198V196L192 195V193L194 191H196L195 190L196 188L190 190V185H187L189 188H184L183 190H184V192H186V190H188V192H190V194H183V191H181L182 189L180 190L178 188H177V190L175 189L174 193L172 192V194H170L169 193L170 191H168V189L166 188V183L161 182L163 180L166 181L167 179L170 180V177H166V175H163L164 173L161 172V170L158 168H153L154 171L152 169L150 170L149 175L147 177H145V179L139 185V186H142L141 188H139L140 191L139 190L137 192L130 191L128 193L120 192L117 194L115 193L116 191L115 192L112 191L114 184L117 183V181H118V179H117L118 173L123 172L125 174H129V172L132 170V165H134V162L132 160V162H130V163H127V162L118 163L117 167H115L113 170L109 171L110 165H111V167H114L110 163V160H108L107 158H104L105 159V162H104V159L101 158L100 155L97 156V153H96L97 150H95V152L93 149L90 151H87L88 148H92V147L90 145L86 144L88 147L87 148L85 145V142L82 140V137H84V139L85 138L98 139L99 135L97 136L96 134L101 133V132H98L97 129L98 130H99V128L102 129V124H103V123H101V126H99L101 119L99 117H97V115H95V117H93ZM243 117H245V118H243ZM94 118H96V120ZM151 119L152 118H149L148 122H146L147 119H146V121L142 120L141 123L144 121L143 123L149 124L151 122ZM162 119L163 118H158V120H161V121H158L156 119H152L153 121L156 120V123H161L162 127H160L161 126L160 125L159 126L160 128H158V130H164L165 132H172V129H173V131H176V130L180 131L182 128L185 129L188 127V125H183V126L178 125L177 127H176V125H170V124L167 125L166 121L169 122V118H165V120L164 119L162 120ZM201 119H203V120H201ZM82 122H84V123H82ZM91 122L95 124L94 127L91 124ZM87 123H88V125H87ZM96 123H99V124H97L98 128L96 127ZM207 123H209V124H207ZM89 124H90V126H89ZM199 124H200V126H199ZM85 127H86V130H85ZM88 127L89 128L92 127V128L88 129ZM95 127H96V129H95ZM4 128H5V126H4ZM238 129H240V130H238ZM158 130H157V128L151 129L148 132L144 131V130H138V132L130 133V135L125 136L124 138L123 137H113V136L112 137L111 136H105V137H101V138H102V140H105L108 138V139L112 140V142L113 141L115 142V140L120 141V140H122V138L123 139L134 138V137L143 135L145 133L146 134L154 133ZM242 131L244 132V134ZM202 132H203V134H202ZM84 134L85 135L88 134V135L85 136ZM102 134H105V133H102ZM230 135H229V138L231 137ZM253 135H254V138H253ZM73 136H75V137H73ZM233 136H232V139H233ZM56 137H58V138L55 139ZM63 137H65L66 139ZM214 137L216 140L213 139ZM59 138H60L61 142H62V140H64V139L65 140L62 143L58 144V142L56 143L55 141L58 140ZM71 138H73V139H71ZM217 138H220V139L225 138V139L218 140ZM226 139H228L227 140L228 142L226 141ZM253 139L256 141H254ZM199 140H202V141H199ZM223 140H225L226 142ZM196 142H198V143L200 142V145H198V143H196ZM47 143H49V144H47ZM54 143L58 144V146L56 147V144L54 145ZM72 143H75V145L73 146ZM83 143H84V145H83ZM121 143L122 142H120V145L117 144V147H115V150H113L114 152L115 151L117 152L119 149H121V147L123 146V143L122 144ZM227 143H229V144H227ZM43 144H44V147L46 146L48 148L45 147V149H44L43 146L41 147V145H43ZM38 145L41 147V150L37 149V148H39ZM47 145H50V148ZM77 145L79 146V148H77L78 147ZM75 146H76V149H75ZM80 147H81L82 151H80ZM10 150H16V152H15L16 154H14L12 156ZM187 150H188V153L185 152ZM1 151H3V150H1ZM83 152H84V154H83ZM76 154H77V156L74 157V155H76ZM92 155H93V158L94 157H98V158L97 159L96 158L91 159ZM85 157L89 163L88 162L84 163L82 161V159ZM100 159H101V162H100ZM76 160H77V162H76ZM78 160H80L83 163V165H82L83 168H82V166L79 165L82 163L81 162L79 163ZM21 161H23V162H21ZM24 162H26V163H24ZM75 162L78 163L75 165L76 168L74 167ZM97 162L99 163V165L97 164ZM102 162H104L105 164L102 165L101 164ZM166 162H167V160H164V162L161 163L160 166L165 167L167 169L168 164L170 166V162L166 164L167 166H165ZM225 162H227V160ZM66 166H67V168H66ZM128 168L130 171L128 170ZM260 168L264 174V163L261 164ZM77 170H78V172H77ZM72 171H73V173H72ZM115 173H116V176H115ZM263 174L258 175L257 177H254L252 179V180L260 179V181L257 182L258 184L256 185V187L258 189L260 188L259 190H261V191H259V192H260V195L262 196V198H264V175ZM151 175H153V176H151ZM157 180H158V182H157ZM202 181H203V179L200 180V182H202ZM245 183H248V181H244L243 183L240 184L241 190L244 188ZM144 185H145V187H144ZM214 185L212 186L213 188H211V190H216L214 188L215 187ZM164 190H165V193H164ZM83 192H85V193H83ZM148 193L151 196L148 195ZM159 195H164V198L166 200L170 199V201H169L170 205L169 206L167 204L164 205L163 202H161L162 199L160 198ZM148 197H149V199H148ZM165 199H163V200H165ZM72 200H74V201H72ZM254 209H255V211L253 210V213H251L249 216L251 220L249 218L247 219L246 229L242 232V235L240 236L238 242L233 247H231V245H230L231 240H230L229 236L224 237L222 239L220 238L221 239V240L219 239L220 242L216 243L219 240L214 241V243H216L215 245H217L216 249L214 246L211 251L200 252V253L196 254L195 260L193 259L191 264H223L225 262V260H226V264L227 263L228 264H245V262L242 258V255L238 254L241 250L242 251L244 250L243 252L247 253L248 257L250 256L249 260H251V261L254 260L255 263H258V264L259 263L264 264V256H262V255H264V205L262 207L259 205H256ZM109 214H110V216H109ZM111 214H112V216H111ZM252 215H254V217ZM240 217H243V216L239 215V218ZM9 220H12V221H9ZM5 221H7V222H5ZM61 223H62V221H61ZM61 223L59 222L58 224H61ZM133 224H135V225H133ZM63 225L64 224L62 223L61 228ZM141 225H142V223H141ZM19 227H21V228H19ZM76 228L73 225H70L69 231L64 230L63 237L61 236L62 239L63 238L64 239L63 240L60 239V242L62 244H63V242H65L63 247L65 250L67 249L66 251H69L70 249H72L71 247L78 245V241H79V240H77L78 236H73V234L75 233L74 229H76ZM21 230H22V232H21ZM36 230L37 231L39 230L38 233H36L37 232ZM26 231H27V233H25ZM70 232H74V233H70ZM66 233L67 234L69 233V235H67ZM146 233L147 232H145V235H147ZM255 233H256V235H255ZM121 234H123V236ZM47 235H48V237L46 238V240L44 242V237H46ZM143 236L144 235L142 233L140 235V237H143ZM25 237H27V239ZM31 237H32V239H34V241L36 243H34V245L32 247H29L28 242L30 241L29 239H31ZM123 237L126 238L125 243L123 241V240H125V238H123ZM249 237H251L250 241H252L250 243V246H248L249 244L247 243V239ZM214 243H213V245H214ZM228 245H230V247ZM151 247H153V246H151ZM185 247L186 246H184V248ZM220 248H224V251L222 254L218 252L220 250ZM248 248H250L249 252H247ZM166 250H169V251H171V253H174L175 251H177V247L159 246L158 250H156V252H154L153 255H151V256H152V258H156L159 254H161V252L164 253ZM195 251L196 250H194L193 253H195ZM79 253L80 252L78 251V253H76L75 257H73L72 260H69V261L67 260V262L62 260V259H58V260H62L61 262L63 264H67V263L78 264V260L80 257ZM255 253H256L257 257L255 256ZM97 255H102V257H101L102 261L99 259H96ZM219 255H220V257H219ZM46 256H47V254H46ZM256 258H257V260H256ZM34 259H36L37 261H34ZM170 259L175 261V262H170L168 264H185L183 259L178 261V258L175 255ZM206 259H208V260L206 261ZM157 264H167V261L161 260Z\"/></svg>",
  "mask_w": 264,
  "mask_h": 264
}]
</instances>
